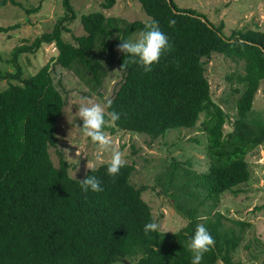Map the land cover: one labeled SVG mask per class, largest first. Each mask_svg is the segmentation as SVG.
<instances>
[{"label": "trees", "instance_id": "trees-1", "mask_svg": "<svg viewBox=\"0 0 264 264\" xmlns=\"http://www.w3.org/2000/svg\"><path fill=\"white\" fill-rule=\"evenodd\" d=\"M116 1L101 0V8L109 9ZM138 1L146 20L90 10L79 15L84 32L71 41L63 32L77 13L71 0H61L64 12L51 29L12 49L9 61L16 70L0 69V80H8L0 88V264H110L125 257L135 258L133 264H191L188 243L198 224L215 241L201 264H243L233 260V252L249 222L230 218L218 207L224 191L237 192L235 186L248 180L246 154L264 140V110L253 106L264 80V29L234 27L226 33L223 20L216 24L204 12L175 0ZM8 2L21 5L18 0H0V6ZM152 21L168 36L172 50L151 72L131 60L123 66L126 57L117 51L120 39H130ZM14 25L0 24V31ZM43 43H53L57 50L52 59L73 69L94 90L105 75L102 58L117 63L121 79L105 98L104 129L111 133L121 129L155 138L173 127L196 125L203 113L207 169L196 171L173 160L163 177H155L177 212L187 218L183 226L144 234V225L155 216L142 196L149 184L130 181L136 167L132 161H125L115 177L107 175L109 160L92 166L95 170L87 174L102 182L98 193L81 190L79 180L85 173L69 175L70 163L56 133L65 100L53 82L50 62L23 78L17 60L20 53L35 51ZM213 52L244 62L243 72L235 77L242 88L232 115L211 93L206 62ZM112 111L120 114L119 120H110L107 113Z\"/></svg>", "mask_w": 264, "mask_h": 264}, {"label": "rangeland", "instance_id": "rangeland-1", "mask_svg": "<svg viewBox=\"0 0 264 264\" xmlns=\"http://www.w3.org/2000/svg\"><path fill=\"white\" fill-rule=\"evenodd\" d=\"M21 5L8 2L0 6V24L14 25L7 31H0V69L14 72L15 65L9 61L12 49L22 43H29L44 30H50L56 18L63 14L61 0H18ZM101 0H71L77 16L68 22L69 30L63 37L74 41V36L84 32L79 15L95 9H102L106 14H115L125 20H146L148 15L138 0H117L109 9H103ZM179 6H191L204 12L214 23L224 21V31L229 33L234 27L255 26L264 29V0H175ZM40 3L37 10L27 12L25 7ZM141 31H134L130 39H137ZM53 43H43L37 50L22 52L18 62L22 67V77H28L45 62H50V73L56 87L61 91L65 103L57 121L56 133L58 146L63 150L70 163L69 171L74 177L85 173L86 165L95 166L110 160L111 149L123 153L125 161L134 162L130 181L136 185L147 183L149 187L142 192L148 202L161 230L174 231L187 222V218L175 209L169 194L162 185L155 181L157 174L162 177L169 163L177 161L185 168L205 171L208 167L206 154V134L203 129L201 113L196 125L192 127H173L164 135L151 137L147 133L117 130L113 133L104 129L112 141L106 152H98L90 138L83 136L82 121L78 108L82 104L99 103L105 107V98L112 95L121 79V70L115 61L102 58L105 75L96 90L92 89L71 68L58 64L52 55L56 53ZM97 50V49H96ZM244 62L234 60L221 53L213 52L206 62V74L214 99L230 114L236 111V99L241 83L236 81V74L243 72ZM234 74L232 79L228 74ZM14 81V80H13ZM8 80H0V88ZM253 106L264 110V80L255 94ZM50 154L55 164L58 155L54 147ZM250 176L238 184L237 192L224 191L220 196L219 209L230 218H239L249 222L242 232L239 246L233 252V260L243 264H264V140L246 154ZM153 184V185H152ZM172 189H169L171 191ZM229 222V221H226ZM238 229V226H236ZM135 258L116 259L110 264H133ZM216 264H225L218 260Z\"/></svg>", "mask_w": 264, "mask_h": 264}, {"label": "clouds", "instance_id": "clouds-1", "mask_svg": "<svg viewBox=\"0 0 264 264\" xmlns=\"http://www.w3.org/2000/svg\"><path fill=\"white\" fill-rule=\"evenodd\" d=\"M174 21H170L173 24ZM117 45V51L124 54L126 59L123 66L131 60L132 63H138L143 67L145 72L153 71V65L159 63L161 57L172 50L168 36L159 28L156 21H152L145 25L137 39H120ZM110 107L112 101L107 100ZM78 116L82 121L81 131L83 136L90 138L91 142L97 146L98 152H106L111 148L112 141L105 133L106 112L105 107L99 103L82 104L78 108ZM112 122L120 119V114L112 111L107 113ZM125 165L123 153L118 149H111V156L107 167V175L115 177ZM88 170L95 169L87 163L85 169V178L79 180L81 190L87 193L102 192L101 181L95 175H88ZM71 176V171H69ZM161 225L153 218L144 225L143 231L147 236L150 233L159 232ZM215 241L208 229L203 224H198L194 235L190 238L188 248L193 254L191 264H201L203 256L208 253L214 246Z\"/></svg>", "mask_w": 264, "mask_h": 264}]
</instances>
